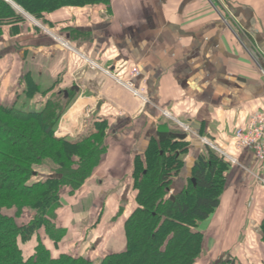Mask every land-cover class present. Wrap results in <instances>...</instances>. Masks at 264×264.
Masks as SVG:
<instances>
[{
	"label": "crops",
	"instance_id": "1",
	"mask_svg": "<svg viewBox=\"0 0 264 264\" xmlns=\"http://www.w3.org/2000/svg\"><path fill=\"white\" fill-rule=\"evenodd\" d=\"M13 6L26 21L0 37V103L36 111L46 92H67L72 102L57 137L74 140L106 125L100 165L76 193L62 191L56 221L66 231L67 252L96 261L126 250L135 160L145 159L152 140L179 132L189 146L172 195L184 190L196 160L208 153L202 138L238 162H226L220 205L198 225L206 241L196 264H264L259 165L251 151L234 148L235 131L264 110V0H110L64 7L40 21ZM78 53L123 80L139 68L134 84H144L149 102L89 69ZM27 75L39 88L33 98L26 97Z\"/></svg>",
	"mask_w": 264,
	"mask_h": 264
},
{
	"label": "trees",
	"instance_id": "2",
	"mask_svg": "<svg viewBox=\"0 0 264 264\" xmlns=\"http://www.w3.org/2000/svg\"><path fill=\"white\" fill-rule=\"evenodd\" d=\"M13 3L40 21L44 13L68 6H108L110 0H0V37L6 28L18 29L26 21ZM24 82L26 97L33 98L38 86L29 75ZM46 93L45 106L36 111L0 103V264H196L206 241L198 225L218 209L228 165L210 148L196 160L189 184L172 195L171 184L189 146L179 132L152 140L145 159L135 160L136 206L124 224L126 250L96 261L63 250L66 231L56 221L62 191L76 193L92 177L106 152V125L97 124L74 140L57 137L72 96ZM261 230L264 243V221ZM34 237V253L26 258L20 242Z\"/></svg>",
	"mask_w": 264,
	"mask_h": 264
},
{
	"label": "built area",
	"instance_id": "3",
	"mask_svg": "<svg viewBox=\"0 0 264 264\" xmlns=\"http://www.w3.org/2000/svg\"><path fill=\"white\" fill-rule=\"evenodd\" d=\"M67 46V44H66ZM84 61L85 66L91 70H98L114 78L119 84L127 88L131 94L140 99L142 102H149V98L146 93L144 84L136 87L134 79L140 75V70L137 67L132 68L129 73V79L123 80L109 68H105L96 60L87 57L84 54L78 53ZM166 117L171 118V115L167 111H163ZM177 125L182 127L186 132L194 133L193 129L189 125L182 124L178 120H174ZM204 143L211 149L216 151L221 158L231 164L238 163L237 160L225 150L216 146L212 141L207 138H202ZM234 148L237 152L251 151L258 162L259 170L256 172L255 178L264 187V110H259L252 113L248 121L242 127H239L234 133Z\"/></svg>",
	"mask_w": 264,
	"mask_h": 264
},
{
	"label": "rangeland",
	"instance_id": "4",
	"mask_svg": "<svg viewBox=\"0 0 264 264\" xmlns=\"http://www.w3.org/2000/svg\"><path fill=\"white\" fill-rule=\"evenodd\" d=\"M255 59L257 60L256 57H255ZM7 106H10V105H7ZM22 107L23 106H20V110H21ZM35 239H36V237H34L32 240L28 241L27 243L20 242L21 249H22L23 254H24V256L26 258H28L30 255H32L34 253V248H35V246L37 244ZM65 242H67V241H65ZM63 250L67 251L66 249H63Z\"/></svg>",
	"mask_w": 264,
	"mask_h": 264
}]
</instances>
